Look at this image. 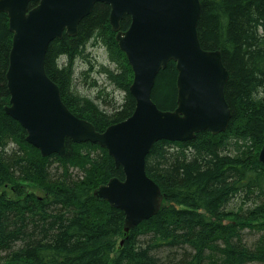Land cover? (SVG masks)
I'll return each instance as SVG.
<instances>
[{
	"label": "trees",
	"instance_id": "1",
	"mask_svg": "<svg viewBox=\"0 0 264 264\" xmlns=\"http://www.w3.org/2000/svg\"><path fill=\"white\" fill-rule=\"evenodd\" d=\"M199 1L200 45L221 53L229 75V126L215 136L204 131L187 142L153 144L146 174L163 200L156 215L128 232L124 213L93 195L111 178H123L105 149L66 140L64 157H42L4 112L12 34L0 13V264H264V165L258 161L264 143V0ZM109 12L96 3L76 36L53 40L45 56L46 75L64 105L98 132L135 109L133 72ZM129 23L124 17L121 30ZM90 44L104 48L107 65L91 63ZM76 61L86 68L80 78H104L105 86L93 80L91 87L106 109L73 88ZM176 80L169 62L152 91L160 110L175 109ZM108 86L122 94L120 103L105 99Z\"/></svg>",
	"mask_w": 264,
	"mask_h": 264
},
{
	"label": "water",
	"instance_id": "2",
	"mask_svg": "<svg viewBox=\"0 0 264 264\" xmlns=\"http://www.w3.org/2000/svg\"><path fill=\"white\" fill-rule=\"evenodd\" d=\"M32 3L36 5L30 8ZM96 3L110 8L109 23L133 72L129 93L135 100L132 115L103 132L68 110L45 72L49 44L63 34L76 36ZM0 13L7 16L12 34L4 112L20 124L27 143L42 157H64L66 140L105 149L123 178H111L93 195L124 213L125 232L161 207L160 188L146 174L153 144L187 142L204 131L215 136L228 129L232 114L224 89L229 75L221 53L200 45L199 0H0ZM126 16L129 26L121 30ZM169 62L177 71V100L175 109L163 111L153 102L152 91ZM258 161L264 165V143Z\"/></svg>",
	"mask_w": 264,
	"mask_h": 264
},
{
	"label": "rangeland",
	"instance_id": "3",
	"mask_svg": "<svg viewBox=\"0 0 264 264\" xmlns=\"http://www.w3.org/2000/svg\"><path fill=\"white\" fill-rule=\"evenodd\" d=\"M97 45L92 46L90 44V46H88V53H89V57L91 59V63L94 64H102V65H107L108 64V59H107V54L104 50V48L102 47H95ZM76 65V70H75V74H74V85L73 88L75 89V91L77 92V94L83 96V97H87L88 99H90L91 101H93L96 105L99 106L100 109H106L105 104L96 99V93L97 90L94 87H91V83H93V80H95L96 85L98 86H105V81L104 78L102 76H99L97 74H94L91 76H89L88 78H80L79 77V72L81 70H85L86 68L82 65V63L80 61H76L75 62ZM106 93L108 94L107 96H105V99H109L114 97V99L120 103L122 100V94L117 92V91H113V89L108 86L106 88ZM108 100H106L107 102ZM235 204H237V201L235 202ZM234 204V205H235Z\"/></svg>",
	"mask_w": 264,
	"mask_h": 264
}]
</instances>
